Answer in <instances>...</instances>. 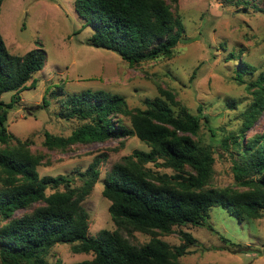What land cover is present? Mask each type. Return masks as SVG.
I'll return each instance as SVG.
<instances>
[{
    "label": "trees",
    "instance_id": "trees-1",
    "mask_svg": "<svg viewBox=\"0 0 264 264\" xmlns=\"http://www.w3.org/2000/svg\"><path fill=\"white\" fill-rule=\"evenodd\" d=\"M235 2L249 5V0ZM74 8L93 30L88 43L113 51L130 64L170 58L179 43L191 41L180 15L165 0H75ZM229 55L237 61L231 78L245 83L252 95L240 126L220 142L231 158L236 188L207 187L215 160L210 148L194 139L201 117L190 113L173 90L158 88V95L142 100L143 108H129L123 95L102 89L84 90L61 101L59 117L75 118L79 124L67 136L45 132L48 148L128 137L149 147L133 150L105 176L101 193L109 201L116 229L90 236L89 214L82 201L99 178L100 158L94 157L75 175H39L43 156L33 154L30 140L16 138L5 124L9 109L20 99L18 93L42 69L44 52L35 48L23 55L11 54L0 34V95L16 93L7 103L0 99V143L7 145L0 149V218L4 221L0 264H50L47 254L57 243L70 244L73 253L93 254L71 264H176L197 243L191 233L179 228L206 225L213 206L225 208L239 222L263 217L264 132L247 138L245 132L264 111V73L255 75L253 64L236 52ZM148 163L170 168L174 174L152 170ZM74 177L81 181L79 186ZM48 189L53 192L46 194ZM36 202L42 204L29 210ZM21 209L24 212L16 215ZM123 228L151 238L135 245L120 232ZM176 229L182 243L171 246L161 236ZM221 241L228 243L222 236Z\"/></svg>",
    "mask_w": 264,
    "mask_h": 264
},
{
    "label": "rangeland",
    "instance_id": "rangeland-1",
    "mask_svg": "<svg viewBox=\"0 0 264 264\" xmlns=\"http://www.w3.org/2000/svg\"><path fill=\"white\" fill-rule=\"evenodd\" d=\"M74 1L2 0L0 34L7 51L23 55L36 48L45 57L42 69L18 93L20 99L9 109L5 126L16 138L30 140L33 154L43 156L37 167L40 176L75 175L76 171H84L94 157L100 158L99 178L82 201L89 214L88 235L116 229L108 212L109 201L101 193L107 173L133 150L147 151L149 147L136 137H128L79 143L66 149L48 148L44 145L45 132L67 136L79 124L75 118L66 120L58 115L67 95L102 89L123 95L129 108H143L142 100L158 95V88L173 90L190 113L201 117V127L194 139L208 146L215 160L207 187L236 188L231 158L220 142L240 126L252 95L245 83L231 78L237 61L230 59L229 53L236 52L253 64L257 68L255 75L264 73V12L258 10L264 8V0H249V5L237 4L235 0H165L172 12L180 15L191 41L179 43L170 58L137 64L128 63L113 51L90 45L88 39L93 30L76 13ZM193 72L195 77L191 79ZM12 95L16 93H2L0 99L7 103ZM262 132L264 111L245 135L247 138ZM14 143L11 140L10 145ZM6 146L0 143V149ZM146 166L174 174L170 168H156L152 163ZM74 178L75 186H79L81 181ZM51 192L48 189L46 194ZM41 204L36 202L29 210ZM23 212L21 209L15 214ZM3 222L0 218V224ZM179 229L191 233L197 243L176 264H264V216L239 222L225 208L213 206L206 225ZM120 232L135 245L145 244L151 238L136 230L123 228ZM221 236L228 240L227 244ZM161 238L171 246L182 243L178 229ZM92 256L73 253L70 244L57 243L47 254V260L50 264H71Z\"/></svg>",
    "mask_w": 264,
    "mask_h": 264
}]
</instances>
